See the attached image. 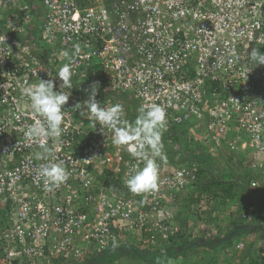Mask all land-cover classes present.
Wrapping results in <instances>:
<instances>
[{
	"label": "built area",
	"instance_id": "2783aa9c",
	"mask_svg": "<svg viewBox=\"0 0 264 264\" xmlns=\"http://www.w3.org/2000/svg\"><path fill=\"white\" fill-rule=\"evenodd\" d=\"M36 18L50 62L29 40ZM74 45L80 54L72 56V77L91 74L98 103L119 104L124 92L138 109L160 105L163 131L200 126L204 141L225 139L246 167L264 174V64L249 58L251 48L264 52V0H0V209L9 205L0 219V264H84L95 250L171 246L182 232L201 234L182 221L204 216V205L190 201L197 167L173 164L163 151L158 189L130 192L124 181L142 161L112 143L111 129L104 134L80 115L85 109L75 105L87 97L73 82L63 133L41 138L51 154L37 159L43 149L24 132L42 117L21 89L39 77L53 79L58 91L57 71L68 63L62 53L72 55ZM130 112L123 107L121 118L133 123ZM50 161L68 178L46 191L36 170ZM111 174L121 177L114 189L101 178L112 183ZM245 246L238 240L235 247Z\"/></svg>",
	"mask_w": 264,
	"mask_h": 264
},
{
	"label": "trees",
	"instance_id": "16d2710c",
	"mask_svg": "<svg viewBox=\"0 0 264 264\" xmlns=\"http://www.w3.org/2000/svg\"><path fill=\"white\" fill-rule=\"evenodd\" d=\"M80 1L86 4V0ZM43 33L40 19L36 18L35 28L29 40L40 52L42 59L50 62V47L43 39ZM71 80L76 85L74 92L80 96L84 94L86 97H88V92L85 90L90 91V85L95 82L91 74L82 80L75 77ZM127 109L130 110V108ZM135 111L130 112L133 122L138 115L137 106H135ZM203 137L202 127L189 123L172 127L162 133L163 151L170 152L173 164L176 160L189 161L197 167L196 189L190 194V201L192 204L202 203L204 205L202 212L204 216H197L198 223L192 225L188 224L187 219L185 227L191 230L198 229L201 234L182 232L178 234V242L171 246H164V244L152 248H139L132 244L111 246L104 250L101 258H93L92 253V257L86 260V264L91 262L116 264V261L122 257L134 260L135 264H225L235 259L240 264H264L263 258L257 252L259 247L264 245V195L257 197L260 192L264 193V185L252 186L253 181H262L264 174L259 170L246 167L243 161L244 156L240 151L231 149L225 139L217 143V141L206 142ZM237 167L247 169L244 175L242 174V181L233 174V169ZM101 178L110 184L112 189L121 184V177L112 174L110 177L112 183L105 176ZM251 192L256 193L255 198L245 202L243 195L247 194L250 197ZM216 199L223 205L233 203L237 211L232 214L236 217L231 220V229L225 234H222L218 228L219 225L214 223L215 218L210 217V213L214 211L212 203ZM8 208L9 205L0 209V219L3 221L7 218L6 209ZM251 235L255 236L254 243H251L246 251L238 252L235 247L237 241L246 242L245 238ZM122 247L124 250L120 251L119 248ZM230 247L234 250L233 256L228 255L231 251ZM117 248V252L111 253ZM54 263L63 264L60 259L54 260Z\"/></svg>",
	"mask_w": 264,
	"mask_h": 264
},
{
	"label": "clouds",
	"instance_id": "9594fccd",
	"mask_svg": "<svg viewBox=\"0 0 264 264\" xmlns=\"http://www.w3.org/2000/svg\"><path fill=\"white\" fill-rule=\"evenodd\" d=\"M80 54V46L74 45L72 55L65 50L62 55L68 60L57 71V76L62 83L59 90H55L53 79H41L35 84L27 85L21 89L22 95L30 101V108L33 113L42 117L36 119L24 132V136L29 141H36L42 153H37V159L44 154H51V149L42 141L41 138H59L63 133L62 124L65 119V112L62 110L67 103L70 93L65 89L72 87V56ZM250 61L256 65L264 64V52L258 48H251L249 51ZM99 85H90L88 97L82 103L75 105L77 110L82 107L85 109L80 112L81 116H86L89 120L98 122L101 126L100 131L105 134L104 129H111L112 143L122 146L134 158L142 161V165L134 166L125 179L128 190L134 194L155 191L159 184L160 165L157 159L166 162V155L163 152L162 133L166 126V111L157 104L141 106L138 115L133 123L122 120L121 104H113L105 107L97 102L96 95ZM132 111V110H131ZM96 126V125H94ZM37 176L44 180L46 191H52L68 178L67 172L61 163L48 162L39 166L36 170Z\"/></svg>",
	"mask_w": 264,
	"mask_h": 264
},
{
	"label": "crops",
	"instance_id": "0c3cea01",
	"mask_svg": "<svg viewBox=\"0 0 264 264\" xmlns=\"http://www.w3.org/2000/svg\"><path fill=\"white\" fill-rule=\"evenodd\" d=\"M118 98V103L125 107V108H130V110H132V108H135L136 106V101L132 98V96L128 95L127 93H120V95L117 96ZM244 175V174H243ZM242 174H240L239 176H237V178H239V180H241ZM242 181V180H241ZM260 186H262V182L260 181ZM253 193V192H252ZM252 195V194H251ZM249 197V195L245 194L243 195V200H245V202H249V200H252L253 198H255L256 196V193H253V195ZM262 197V193H259V195H257V197L259 196ZM249 198V199H248ZM177 205V204H176ZM176 205H174L173 209L176 210ZM213 205V209L214 211L210 213V217H213L215 218L214 220V223L215 224H222L221 225V232L222 234H225V232H227L229 229H231V220L234 219L236 216L235 215H232L233 213H236V209L233 207V203H227L226 205H223L221 202H219L217 199L214 200V202L212 203ZM264 210V209H263ZM222 217H225V219H222ZM189 220L188 221V224L189 225H192V224H196L198 223V220L194 217H191L190 215H187V216H184V218H182V221H185L186 220ZM226 220V223H222V221H225ZM194 221V222H192ZM196 221V222H195ZM204 223V222H202ZM205 224V223H204ZM224 224V225H223ZM223 226V227H222ZM224 228V230H223ZM224 231V232H223ZM250 237V236H249ZM248 238V236L246 237ZM251 239V238H250ZM250 243H253V242H250ZM118 248L115 249V250H112L111 253L113 252H117ZM120 251H123L124 248L122 247L121 249L119 248ZM105 251H93V255L94 256L93 258L97 259L98 257L101 258V256L104 254ZM91 256V257H92ZM124 259V261H123ZM136 262L133 260L131 261L130 259H127V258H120L119 260L116 261V264H135ZM86 264V262L84 263ZM90 264H99V262H91Z\"/></svg>",
	"mask_w": 264,
	"mask_h": 264
},
{
	"label": "rangeland",
	"instance_id": "374dc122",
	"mask_svg": "<svg viewBox=\"0 0 264 264\" xmlns=\"http://www.w3.org/2000/svg\"><path fill=\"white\" fill-rule=\"evenodd\" d=\"M127 109V108H126ZM132 112H136L135 111V108H132ZM246 168H240V167H237V169H233V174H234V176L235 177H237V176H239L240 174H243V173H245L246 172ZM262 182V184L264 185V178H263V180L261 181ZM260 193H262V192H260ZM251 194H253L252 192H251ZM263 195H264V193H262ZM259 195V194H258ZM213 206V205H212ZM222 219H225V217H222ZM222 223H226V220L225 221H222ZM223 224V225H224ZM221 225L222 224H220L219 226H218V228L221 230ZM223 227V226H222ZM223 230H224V228H223ZM224 232V231H223ZM255 236H256V234H254ZM254 235H251L250 237H248L247 239L245 238V240H247L246 242V246H245V251L247 250L246 248H249L250 247V245H251V243L250 242H253L254 243V239H255V236ZM251 238V239H250ZM209 248V247H208ZM208 248H206V249H208ZM260 249L259 250H257V252H258V254H260V256L263 258V260H264V245L262 246V247H259ZM230 250H233V248L232 247H230ZM256 252V253H257ZM127 258V257H126ZM123 261H124V259H123Z\"/></svg>",
	"mask_w": 264,
	"mask_h": 264
}]
</instances>
